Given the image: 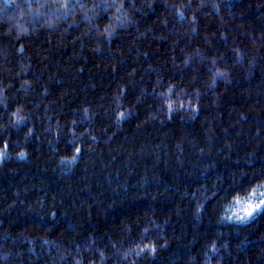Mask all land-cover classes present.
<instances>
[{
    "label": "trees",
    "instance_id": "trees-1",
    "mask_svg": "<svg viewBox=\"0 0 264 264\" xmlns=\"http://www.w3.org/2000/svg\"><path fill=\"white\" fill-rule=\"evenodd\" d=\"M264 0H0V264H264Z\"/></svg>",
    "mask_w": 264,
    "mask_h": 264
},
{
    "label": "rangeland",
    "instance_id": "rangeland-1",
    "mask_svg": "<svg viewBox=\"0 0 264 264\" xmlns=\"http://www.w3.org/2000/svg\"><path fill=\"white\" fill-rule=\"evenodd\" d=\"M262 201H264V189L257 190L246 199L238 201L232 210V214L237 218L248 217L250 216L249 212L252 215L261 206Z\"/></svg>",
    "mask_w": 264,
    "mask_h": 264
},
{
    "label": "snow or ice",
    "instance_id": "snow-or-ice-1",
    "mask_svg": "<svg viewBox=\"0 0 264 264\" xmlns=\"http://www.w3.org/2000/svg\"><path fill=\"white\" fill-rule=\"evenodd\" d=\"M262 203H264V201H262ZM257 207H259V205H257ZM249 215H251V213L249 212Z\"/></svg>",
    "mask_w": 264,
    "mask_h": 264
},
{
    "label": "water",
    "instance_id": "water-1",
    "mask_svg": "<svg viewBox=\"0 0 264 264\" xmlns=\"http://www.w3.org/2000/svg\"><path fill=\"white\" fill-rule=\"evenodd\" d=\"M6 2H8V0H5Z\"/></svg>",
    "mask_w": 264,
    "mask_h": 264
}]
</instances>
